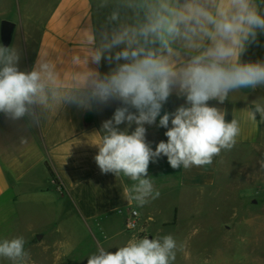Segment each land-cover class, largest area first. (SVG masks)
<instances>
[{
    "label": "clouds",
    "instance_id": "clouds-1",
    "mask_svg": "<svg viewBox=\"0 0 264 264\" xmlns=\"http://www.w3.org/2000/svg\"><path fill=\"white\" fill-rule=\"evenodd\" d=\"M95 8L107 10L103 21L81 30V50L63 65L41 54L31 71H21L17 50L0 46V113L35 127L69 104L91 110L118 102L89 144L98 149L101 173L130 179L127 198L143 207L160 196L150 162L163 155L173 169L204 167L236 145L240 119L227 121L226 112L208 102L264 88V61L241 60L264 34V0H95ZM102 60L114 65L103 74L90 67ZM173 93L186 103L161 115ZM243 111L250 122H258L257 115L264 122V98ZM158 117L167 141L153 150L145 125ZM259 164L264 169V158ZM26 243L23 236L0 240V258L28 264ZM183 249L171 234L133 236L115 253L98 247L87 264H174Z\"/></svg>",
    "mask_w": 264,
    "mask_h": 264
},
{
    "label": "crops",
    "instance_id": "crops-1",
    "mask_svg": "<svg viewBox=\"0 0 264 264\" xmlns=\"http://www.w3.org/2000/svg\"><path fill=\"white\" fill-rule=\"evenodd\" d=\"M106 12L95 8V0H0V46H4L2 22L8 20L15 24L8 47L17 50L21 71H31L41 54L63 65L71 54L81 50V30L90 23L99 25ZM241 60L264 61V34L259 36L258 43L248 47ZM90 67H97L103 74L114 65L102 60L99 66ZM260 98H264V88L258 87L241 89L223 104L209 101L210 106L226 112L227 121H231L232 115L240 119L241 133L236 145L230 151H222L211 165L204 167L173 169L163 155L157 162H150L148 175L160 196L143 207H137L127 198L133 183L130 179L123 174L116 177L113 173H101L94 160L98 149L89 144L98 135L94 132L100 131L102 123L112 118L120 106L118 102L94 105L91 110L69 104L35 127H27V118L13 122L0 113V199L12 198L18 206L21 223L29 222L31 214L52 222L79 219L88 229L93 224L103 233L114 222H121L125 227L130 212L136 211L139 225L131 232L139 230L135 236L147 232L151 239L149 222L164 213L167 198L173 197V219L166 226L199 219L204 216L203 202L213 199L221 174L227 172L230 155L240 151L255 155L258 161L262 159L264 122H259V115L258 122H250L243 111ZM185 103L184 97L173 93L161 115L174 112ZM158 123L159 117L156 124L145 125L146 141L153 150L160 141H167L164 134L167 129L157 127ZM119 127L123 130L126 123ZM134 129L135 125L129 132ZM49 168L59 184L50 176Z\"/></svg>",
    "mask_w": 264,
    "mask_h": 264
},
{
    "label": "rangeland",
    "instance_id": "rangeland-1",
    "mask_svg": "<svg viewBox=\"0 0 264 264\" xmlns=\"http://www.w3.org/2000/svg\"><path fill=\"white\" fill-rule=\"evenodd\" d=\"M227 159V172L221 174L213 199L202 204L204 216L166 226L173 219L169 197L164 213L149 222L152 238L171 234L184 245L174 264H264V169L252 154L235 151ZM28 216L31 220L21 223L12 198L0 199V240L23 236L28 264H87L98 247L115 253L139 232L128 231L121 222L103 233L93 224L88 229L79 219L52 222ZM144 236L147 232L136 237ZM0 264L11 262L0 258Z\"/></svg>",
    "mask_w": 264,
    "mask_h": 264
},
{
    "label": "water",
    "instance_id": "water-1",
    "mask_svg": "<svg viewBox=\"0 0 264 264\" xmlns=\"http://www.w3.org/2000/svg\"><path fill=\"white\" fill-rule=\"evenodd\" d=\"M14 29H15V24L13 22L8 21V20H4L2 22L1 41L4 45V47H8L11 44Z\"/></svg>",
    "mask_w": 264,
    "mask_h": 264
},
{
    "label": "built area",
    "instance_id": "built-area-1",
    "mask_svg": "<svg viewBox=\"0 0 264 264\" xmlns=\"http://www.w3.org/2000/svg\"><path fill=\"white\" fill-rule=\"evenodd\" d=\"M139 225V218L136 211H131L127 220L125 221V228L128 231H134Z\"/></svg>",
    "mask_w": 264,
    "mask_h": 264
},
{
    "label": "trees",
    "instance_id": "trees-1",
    "mask_svg": "<svg viewBox=\"0 0 264 264\" xmlns=\"http://www.w3.org/2000/svg\"><path fill=\"white\" fill-rule=\"evenodd\" d=\"M49 172H50V176L54 179V181H55L57 184H59L58 179L56 178L54 172H53L50 168H49Z\"/></svg>",
    "mask_w": 264,
    "mask_h": 264
}]
</instances>
